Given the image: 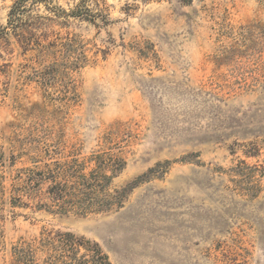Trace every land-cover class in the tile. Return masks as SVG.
Listing matches in <instances>:
<instances>
[{
    "label": "rangeland",
    "instance_id": "1",
    "mask_svg": "<svg viewBox=\"0 0 264 264\" xmlns=\"http://www.w3.org/2000/svg\"><path fill=\"white\" fill-rule=\"evenodd\" d=\"M17 1L0 0V264L92 260L63 234L106 264H264V0L39 4L10 26ZM105 152L126 162L122 208L13 203L24 169Z\"/></svg>",
    "mask_w": 264,
    "mask_h": 264
},
{
    "label": "trees",
    "instance_id": "2",
    "mask_svg": "<svg viewBox=\"0 0 264 264\" xmlns=\"http://www.w3.org/2000/svg\"><path fill=\"white\" fill-rule=\"evenodd\" d=\"M82 0L70 12H66L49 2V0H18L10 13V26L15 25L20 17L33 12L39 4L59 17L83 18L86 8ZM20 40L25 47L30 46V40L22 36ZM94 166L89 171L88 164ZM126 162L118 154L99 153L91 156L88 160L71 159L65 161L54 160L24 169L18 176V183L14 186L13 203L26 205L22 202L23 197L33 200L38 207H46L61 213L74 211L79 214L109 212L114 208H122L125 198V189H112L116 179L125 169ZM59 242L63 249L71 252L76 247H85L92 252V260L86 258L75 259L66 264H106V257L102 254L97 244L91 245L84 239H76L71 234L60 236Z\"/></svg>",
    "mask_w": 264,
    "mask_h": 264
}]
</instances>
